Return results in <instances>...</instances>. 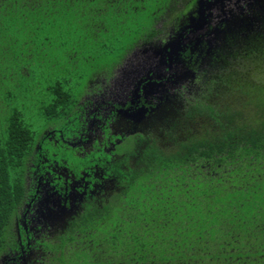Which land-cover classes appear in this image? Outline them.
I'll return each instance as SVG.
<instances>
[{
  "label": "trees",
  "instance_id": "16d2710c",
  "mask_svg": "<svg viewBox=\"0 0 264 264\" xmlns=\"http://www.w3.org/2000/svg\"><path fill=\"white\" fill-rule=\"evenodd\" d=\"M169 1L0 0V71L31 79L41 70H66L68 80L59 77L47 89L52 99L43 115L45 123L68 116L82 100L72 96V75L82 67L110 73L155 35L157 11ZM198 108L208 116L205 135L175 138L170 151L149 142L132 151L113 189L59 239L54 264H264V114L233 130L228 109H220L217 131L212 105ZM5 122L0 252L24 199V164L36 143L20 113Z\"/></svg>",
  "mask_w": 264,
  "mask_h": 264
},
{
  "label": "flooded vegetation",
  "instance_id": "af4514ba",
  "mask_svg": "<svg viewBox=\"0 0 264 264\" xmlns=\"http://www.w3.org/2000/svg\"><path fill=\"white\" fill-rule=\"evenodd\" d=\"M167 5L157 11L155 35L131 51L139 45L142 50L123 58L102 80L94 75L74 119L50 127L35 143L23 171L24 199L15 208L0 264H54L61 254L55 245L70 237L90 204L113 189L124 158L145 149L146 142L162 149L157 129L175 126L169 135L181 130L192 100L198 105L213 94L217 131L221 99L232 104L233 130L250 128L252 117L264 114V100L254 97L264 91V74L252 71L264 68V0H170ZM246 79L256 88L244 85ZM130 138L134 148L118 153ZM63 249L66 254L67 246Z\"/></svg>",
  "mask_w": 264,
  "mask_h": 264
},
{
  "label": "rangeland",
  "instance_id": "374dc122",
  "mask_svg": "<svg viewBox=\"0 0 264 264\" xmlns=\"http://www.w3.org/2000/svg\"><path fill=\"white\" fill-rule=\"evenodd\" d=\"M142 48L143 46L139 45L137 49L142 50ZM137 49H135L134 51H131L126 56L125 59H129L133 57ZM138 55L139 57H142L141 53H138ZM103 63L104 62H102V64ZM260 68H261L260 65H257L256 67L253 66L252 71L258 76H261L262 74H264V68L259 70ZM64 71L55 72V70H51V71L41 70L40 72H38L37 76L33 78L34 76L33 75L31 79L30 78L24 79V78H21L20 76H16V78L14 77L13 79H10V78L7 79V76L9 74L0 71V130L2 127H3L2 130L4 129V125L6 123L5 120L7 119L9 114L12 112H18L24 118L25 122L35 132L36 142H38L41 136L43 135V133H45L50 127L59 128L63 124L68 123L71 119H74L75 115L73 112L75 110L73 112H69L68 116H64L60 118H57V117L50 118L49 119L50 121H48L47 123H45L46 119L43 115L44 106L46 107L49 101L52 99L51 98L52 96H48L46 94L47 89L57 81V78L65 77L68 80V78L70 77L67 71L66 70ZM92 72H93L92 68L82 67L79 69L76 75H72V80L70 81V88L72 90V96L76 100L78 99V97L80 100L89 90V82L94 77V74H91ZM233 73L235 72L232 69H230V74H233ZM240 73H242V70L236 71V74H240ZM96 74L99 76L100 80L106 77L105 72H99ZM221 75H223V71L221 72ZM1 79H3V81H1ZM244 85L249 87V89L256 88L252 85V82L248 79H246V81L244 82ZM254 97L258 101L264 100V91L254 93ZM203 101L205 102L206 105H212V107L216 105L215 103L216 101L214 97L212 96V94L207 95L205 99H203ZM7 105L8 107H6ZM198 107H199V104L196 105V101L192 100V104L191 106H189L190 109L188 110V113H187L188 123L184 121L183 128L181 130L177 132H173L169 135V132L167 130H169L170 127L168 125L157 129L156 138H157V142L161 143L160 147L162 149L169 150L172 148L173 141L171 139V135L177 138H180V139H185L188 136H192V137L200 136L201 137L202 135H205V133L208 130L207 128H209L208 127L209 120H208L207 113L203 112ZM231 108H232V104L228 106V99H221L220 109L223 112L226 109L228 110H226L225 112H228L229 110H231ZM183 110H186L187 112V109H182V111ZM190 115H192L191 118H189ZM69 116H72V118L70 119ZM133 148H134V139L130 138L128 139L126 145L118 148L117 151L118 153H124V152L131 151ZM97 154L99 155V153ZM72 159H76V158L73 156ZM105 159H107L108 161L111 160L110 157H107ZM25 165L26 163L24 164V169H25ZM10 236L11 234L8 236V233H6V237H4V241H7L8 238L10 239ZM8 244H10V240L7 241L5 246ZM9 247H12V246H9Z\"/></svg>",
  "mask_w": 264,
  "mask_h": 264
},
{
  "label": "water",
  "instance_id": "95a60500",
  "mask_svg": "<svg viewBox=\"0 0 264 264\" xmlns=\"http://www.w3.org/2000/svg\"><path fill=\"white\" fill-rule=\"evenodd\" d=\"M168 48V47H167Z\"/></svg>",
  "mask_w": 264,
  "mask_h": 264
}]
</instances>
